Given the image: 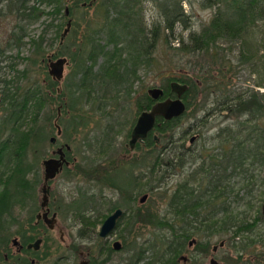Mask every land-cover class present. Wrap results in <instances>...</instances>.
Wrapping results in <instances>:
<instances>
[{
	"label": "trees",
	"instance_id": "1",
	"mask_svg": "<svg viewBox=\"0 0 264 264\" xmlns=\"http://www.w3.org/2000/svg\"><path fill=\"white\" fill-rule=\"evenodd\" d=\"M184 2L191 4L189 0H0V16L10 14L16 20L5 43H0V58L12 49H17L19 57L26 25L49 17L47 27L54 26L55 18L64 19L65 8L68 9L66 27L71 20L70 30L64 37L59 33L62 26L57 25L55 38L59 39V45L51 54L53 58L66 56L69 62L60 89L45 71L43 35L29 39L33 53L37 55L35 60L32 59V65L39 64L37 75L41 78L36 76L32 82L20 85L18 80L27 76V70L23 69L12 79L0 80L2 261L6 260L1 252H8V256L20 264L7 248L11 236H18L22 243H26L44 227L33 221L38 208L40 166L47 157L42 149L46 144L52 146L53 119L58 108L62 114L58 123L62 128L63 143L72 147V151L78 143L84 152L100 155L112 148L114 136L127 124L119 116L132 100L136 116L150 110L156 103L147 94L149 88L138 92L135 86L140 81L142 67L150 70L156 66L155 52L159 44L165 45V58L169 60L183 55H200L209 57L211 64H215L217 44L221 40L241 39L242 61H249L254 56L245 51L244 36L250 25L258 20L264 22V0H219L218 10L208 24L199 33L189 31L186 36L182 31L190 26V15L184 10ZM146 3H151L156 12L149 23L145 21ZM214 4L213 0L202 2L203 7ZM91 8L93 11L89 13ZM9 67L13 68V64ZM210 69L212 67H201L202 77L198 82L206 90H218L219 98L213 102L212 108L204 111V115L194 119L196 126L200 125L197 132L201 140L195 149H175L174 154L168 156L155 144L159 138L171 135L185 117L192 102L190 95L195 97L200 85L189 79L180 67L164 76L160 86L164 93L160 100L174 97L170 88L172 82L184 84L187 90L182 99L186 110L180 117L170 120L156 118L155 128L145 139V148L137 145L149 156L148 164L144 158L138 160L140 157H137L129 165L113 169L116 161L111 163L110 174L108 170L103 173L101 183L117 190L124 200L110 204L107 210L111 212L124 206L125 213L117 227L124 219L123 231L130 235L144 227L149 229V236L140 241V235H134L133 240L127 242L121 234L120 251H126L127 256L120 263L112 264H181L189 241L194 239V248L206 252L211 238L224 233L228 234L238 253L240 261L237 264L264 261V250L254 251L248 257L242 253L248 246H256L250 236L261 220L260 215L252 221H244L234 212L232 202L225 199L230 180L239 178L248 189L251 188L248 185H254L256 180L264 181V123L261 122L264 119V91H231L226 88L228 75L222 69L214 75L216 70ZM250 70L260 77L255 85L264 87V67L259 68L255 63ZM212 110L223 111L230 121L207 134L209 127L206 130L202 127L208 123L206 117ZM134 122H130L126 137H129ZM154 130L158 132L157 136L153 135ZM95 163L97 159L91 158L85 168L90 169ZM163 166L166 170L184 172L172 191L160 192L165 202L164 210L135 204L136 190L151 196L154 194V189L165 178ZM123 168L126 172H121ZM99 169L102 171L104 167ZM97 198L93 193L81 192L79 198L68 205V211L80 224L77 236L92 242L88 245V264H107L114 250L105 240L99 239L96 232L97 225L106 217L98 204L103 205L107 200L102 195L101 200ZM18 210L27 213L23 221L16 216ZM13 225L16 229L11 232ZM237 237L238 243L235 241ZM186 264H190L189 258Z\"/></svg>",
	"mask_w": 264,
	"mask_h": 264
},
{
	"label": "rangeland",
	"instance_id": "2",
	"mask_svg": "<svg viewBox=\"0 0 264 264\" xmlns=\"http://www.w3.org/2000/svg\"><path fill=\"white\" fill-rule=\"evenodd\" d=\"M189 1L191 4L184 2L183 5L184 10L190 15V26H188L187 30L182 31L184 36H186L189 31H195L196 33H199L202 27L208 24L210 19L216 14L218 10L217 2L219 0H213L215 1V4L209 7L202 6V2L204 0ZM220 7H222V4H220ZM144 8L145 21L149 23L156 15V12L153 10L151 3H146ZM92 11V8L89 9V13ZM49 22V17H42L39 20L26 25V36L23 38L24 44L21 45L18 52L19 57L17 56V49H12L6 51L5 55L0 58V80L12 79L13 76L17 74V71H22L23 69L27 70V76L22 80H18L20 85H26L28 82H32L36 76L41 78V75H37L39 73V64L37 66L32 65V59L35 60L37 55L33 53L34 50L32 45L29 43V39L37 38L38 36L43 35L44 40L42 47L44 49V56H50L59 45V39L55 38L57 25L60 24L62 26L59 33L62 34V37L64 36L66 15L64 19L61 18V20L59 18H55L53 20L54 26L47 27ZM15 23V18L10 14L0 16L1 44L5 43ZM178 33L180 32L178 31ZM244 41L247 43V49L245 48V51L247 53L254 54L251 60L242 61L243 58L241 51L243 46L241 48V39L231 41L221 40L217 44L216 53L218 54V57H216L215 64H211V59L209 57L200 55H183L169 60L165 58V55H167L165 51V45L159 44L155 52V57L157 59L156 66L150 70H148L147 67L141 68L139 72L140 81H138V84H136L135 88L138 92H145L146 89L150 87H160L164 76L167 75V73L178 71L180 67H183L189 79L196 80V82H198L202 77L201 67L203 66L206 69L208 66L212 67L210 70H216V72L214 71V75L217 74V70L219 69H222V72L228 75L229 79H227L228 85L226 88L229 90L231 89V91H245L246 89H253L258 92H263L264 87H257L255 85L256 81H258L260 77L256 73L251 72L250 66L256 63L259 68L264 67V22L258 20L254 24L250 25L246 35L244 36ZM10 64H13V68L9 67ZM44 65L46 68L45 71L47 72V66L45 62ZM67 73L68 67L65 66L64 78L66 77ZM62 81L60 86H62ZM199 84L200 85L198 86L199 88L197 89L195 97H192V94L190 95L192 102L190 108L186 112L185 117H183L174 127L171 135L168 134L166 138L161 137L155 143L156 148L164 151V153H167L166 155L168 156H172L175 149L193 150L199 145V142L201 141L197 132L198 129H200V125L196 126L197 123H195L194 119L204 115V111L213 107V102L219 98V91L216 89L206 90L203 85H201V83ZM208 92L209 94H207ZM129 104L130 105H128V107H126V109L119 116L120 119L127 124L123 127L121 133H118L114 136L112 148L106 153L99 155L96 152H84L83 149H81V146L79 147V144L77 143L71 154V157L75 159L71 167L74 169V164L78 165V173L73 174L72 176L69 175V178H66L65 174H59L50 183V193L47 199L49 206L52 209L51 211H56L55 223L53 228H49L47 224L42 222V219H40L41 221L39 220L44 227H41L39 230H37L38 233L36 238H40L42 241L40 243L39 250L35 254L33 253L31 255L32 258L35 259L34 264H82L83 261H88V245L92 244V242H89L86 239H80L77 236V229L80 224L68 211V205H70L73 200L78 199L81 192H87L88 194L93 193L95 197H98V200H101L100 197L102 195L104 200H107V202H105L103 205L99 203L98 207L100 211L105 213V216H107L111 213L107 211L110 204L117 202L120 203L124 200L120 197L117 190H114L101 183L100 180L101 177L104 176L103 173L108 170V173L110 174L111 163L113 164V162L116 161L119 166L122 165V167H125L126 165H129V162L137 157H140L138 160L144 158L146 164H148L149 156H146L144 151H141L140 148H137L134 149V151L130 154V149L127 145L130 139L129 137H126L127 129H129L130 122L133 120L136 122V118L138 117V115L136 116L135 114L136 109L133 100ZM54 109V112L56 113V107ZM226 116V113L223 111L218 112L216 110H212V113L207 115L206 118L208 119V123L202 127V130H206L205 128L209 127L207 134L212 133L211 131H214L219 126L226 124L228 120L230 121V119ZM261 122L263 124L264 119H262ZM54 135H56V131H54ZM153 135L157 136L158 132L154 130ZM191 139H193V141H191ZM59 141L61 143L63 142L61 137H59ZM52 149L53 147L46 144L44 145L42 151L46 153V156L48 157L51 154ZM84 157L87 158L85 159L87 163L85 162ZM91 158L97 159V163L92 165L90 169H94L97 166H103L104 169L101 172L89 173L87 171L89 169H86L85 167H87L86 165H88ZM162 168L165 178L163 181H161V183H159V187L154 189V194L152 196L151 194H148L146 201L140 203L139 199L146 192L138 193L136 190L135 204L143 206L145 205L146 207L152 206L158 208L160 211L164 210L165 202L164 199H161L160 192L165 190L172 191L175 184L180 180L184 172H181L180 170L174 171L173 169L166 170L165 166ZM125 169L126 168H123V171L121 172H126ZM141 170H143V168ZM42 173L43 165L41 164V183L38 186L36 201L38 208L35 211V216L41 213L40 203L43 199V193L41 191L43 184ZM262 176H264V173ZM232 181L233 180H230L231 185L229 186V190L226 192L225 199L229 202H232L234 212L237 213L239 218L244 221H252L257 215H260L261 218V220L257 222L256 227L250 236L256 241V246H248V248L242 252L245 257H248L254 251L264 250V218L261 214V205L264 200V181L256 180L254 185H248L251 187V190L245 187L239 178H236L233 182ZM152 184L157 186L156 182H153ZM121 208L124 209V206H121ZM26 214L27 213L25 211H16V216L18 217L19 221H23L27 217ZM35 220L33 223H35ZM124 222L125 221L123 219L120 225L109 237L105 239H99L105 240V243L110 244V246H112L114 241H119L122 246L123 239L121 234L126 237L127 242H131L133 240V236L136 234L140 235L138 241L149 236V229L146 227L132 232L131 235L126 233V231H123ZM99 227L100 225H97L96 232L99 230ZM15 229L16 227L13 225L11 226L10 231L14 232ZM13 237L15 236L10 237L7 247L11 250L10 254H13L14 252V247L11 245V239ZM221 241H223V245L219 246ZM235 241L238 243L239 238H235ZM213 246H217V249L214 252L212 251ZM207 249L208 250L206 252H202L196 250L194 245L191 247L187 246L185 252L183 253V256H186V260L183 262L181 259L180 263L186 264V261L189 258L190 264H208L211 257H214L219 262H225L227 264H237L240 261L237 258L238 253L234 248L232 240L228 238V234L224 233V235L214 236L211 238L209 248ZM36 255H38V257ZM126 256V251L124 252L120 250H114V253L111 254V261L107 264L120 263L122 260H125ZM13 262L15 264L18 263L10 256H8V260L6 261H2V259H0V264H13ZM260 264H264V261L262 260Z\"/></svg>",
	"mask_w": 264,
	"mask_h": 264
},
{
	"label": "water",
	"instance_id": "3",
	"mask_svg": "<svg viewBox=\"0 0 264 264\" xmlns=\"http://www.w3.org/2000/svg\"><path fill=\"white\" fill-rule=\"evenodd\" d=\"M95 1V0H93ZM91 4V3H90ZM65 15H68V9L65 8ZM67 26H70V20L67 23ZM66 32V29L65 31ZM65 34V33H64ZM51 57V56H48ZM67 64V59L66 57H58L55 60L50 61L49 67L47 69V72L49 75L53 77L58 83L62 81L63 75H64V67ZM171 90L175 94L174 97H167L162 100L161 97L163 96V89L160 87H151L147 90V94L150 98L156 101V103L151 107L150 110H145L140 113L138 116L135 126L132 130L131 133V138L129 140V145L132 148L136 142H142L144 138L148 135L149 132L152 131V129L156 125V118L157 117H162L163 121L170 120L173 118L180 117L186 110V105L182 99L183 93L187 90V86L184 84H179L176 82H172L170 85ZM56 129H57V135L60 134L61 130L60 127L56 124ZM55 137L51 138V141H53ZM193 139H191L192 141ZM61 159L62 157L57 160L54 158L46 159L43 163L44 165V182L42 185V193H43V199L41 202V206H45L47 203L46 199V182L53 178L56 169L58 167H61ZM63 160V159H62ZM148 194H143L142 197L139 199L140 203L145 202L147 199ZM46 214L47 212L44 213L43 217L45 220V223L48 225L49 228H53L52 220L55 217V214L52 216L50 220L46 219ZM124 211L122 208L118 207L114 209L110 214H108L105 219L102 221L99 230L97 231V236L101 239H105L109 237L117 228V224L121 217L123 216ZM261 214L264 218V200L261 205ZM40 217L38 216V219ZM14 243L17 242L16 238H13L12 240ZM195 240L189 241V246H191ZM41 243V239L37 238L33 244L30 246L38 249ZM223 245V241L219 243V246ZM112 247L114 250H120L121 244L119 241H114L112 244ZM217 246H213L212 251H216ZM182 260H186V256L182 257ZM208 264H227L225 262H219L217 261L214 257H211Z\"/></svg>",
	"mask_w": 264,
	"mask_h": 264
},
{
	"label": "flooded vegetation",
	"instance_id": "4",
	"mask_svg": "<svg viewBox=\"0 0 264 264\" xmlns=\"http://www.w3.org/2000/svg\"><path fill=\"white\" fill-rule=\"evenodd\" d=\"M68 23V22H67ZM70 27H71V20H70V26L68 27H65L66 28V32H65V34H64V36L67 34V32L70 30ZM63 36V37H64ZM51 56V55H50ZM64 57H66V56H64ZM56 58H58V57H55V58H53L52 56L51 57H46V62H45V64H46V66H47V69H48V67H49V64H50V61H52V60H55ZM67 59V58H66ZM68 64H69V62H68V59H67V64H66V66L68 67ZM48 73V72H47ZM49 75V74H48ZM49 77L53 80V81H56L55 79H53V77L51 76V75H49ZM64 79V75H63V78H62V80ZM57 83H58V81H56ZM61 83V82H60ZM60 83H58V89H60ZM175 95V94H174ZM61 109L60 108H58V110H57V115H56V117L53 119V123H54V126H55V131H56V135H54L53 137H55V139L53 140V141H51V138H50V143L52 144V146L51 147H53V149H52V152H51V154L47 157V158H45L44 160H42V162H41V164L43 165V163H44V161L46 160V159H50V158H54V159H57V160H59L61 157H62V159H61V167H58V169H56V173H55V175H54V177L53 178H51V179H49L47 182H46V188H47V191H46V193H45V195H46V199L49 197V193H50V183L52 182V180L53 179H55L56 178V176L57 175H59V174H65L66 175V178H69V175L70 176H72L73 174H77L78 173V171H79V166L78 165H76V164H74V169H72V167H71V165L73 164V162H74V158H72L71 157V154H72V147H70L69 145H67L66 143H61L60 141H59V137H61V134H62V128H61V126L59 125V123H58V120H59V118L61 117ZM139 116V115H138ZM138 118V117H137ZM137 118H136V120H137ZM135 123L136 122H134V124H133V126H132V128H131V130H130V134H129V138H131V133H132V130H133V128H134V126H135ZM56 124L60 127V130H61V132H60V134L59 135H57V129H56ZM148 135H149V133H148ZM148 135L146 136V137H148ZM145 139L146 138H144V140L142 141V142H136V144L131 148L130 147V145H129V141H128V147H129V149H130V154L134 151V149H137V145L139 144L140 145V147H144L145 148V146H144V144H145ZM130 140V139H129ZM193 141V140H192ZM130 154H129V156H130ZM135 156V155H134ZM121 166V165H120ZM119 166V164H116V166H114V168L113 169H115V168H119L120 167ZM100 167V166H99ZM99 167H96V169H97V171H95V172H101V170L99 169ZM86 171V170H85ZM89 173H91V171H90V169L89 170H87ZM111 172V171H110ZM44 165H43V173H42V177H43V182H44ZM43 185V184H42ZM41 191H42V187H41ZM148 198V197H147ZM146 201V200H145ZM120 207V206H119ZM116 208H118V207H116ZM116 208H114V209H116ZM121 208V207H120ZM40 209H41V213H39V214H37L36 216H35V223H38V222H40L41 220L40 219H42V222H44L45 223V220H44V217H43V215H44V213L45 212H47V214H46V219H48V220H50L51 218H52V216L55 214V216H56V211H51L52 209H51V207L49 206V202H48V199H47V203H46V205L43 207V206H41V203H40ZM113 209V210H114ZM123 209V208H122ZM112 210V211H113ZM111 211V212H112ZM123 211H124V213H125V208L123 209ZM124 215V214H123ZM38 216L40 217L39 219H38ZM123 217V216H122ZM121 217V218H122ZM40 220V221H39ZM120 221V220H119ZM52 222V224H53V226H54V223H55V217H54V219L51 221ZM46 224V223H45ZM101 225V224H100ZM118 225V224H117ZM13 238H16L17 239V242L16 243H14L12 240H13ZM12 239H11V245L14 247V252H13V255H16V259H19L20 260V264H34L35 263V259L34 258H32V254L33 253H36L38 250H39V248H40V246H39V248L38 249H36V248H34V247H32V246H30L31 244H33L34 243V241L37 239L36 237L33 239V240H29L28 242H26V243H22L21 242V240H20V238L17 236H15V237H13ZM41 241H42V239H41ZM195 244V242L191 245V246H193ZM187 246L188 247H191V246H189V242H188V244H187ZM113 248V247H112ZM9 250V252L11 251L10 249H8ZM114 250V249H113ZM8 252H1V255L3 256V258L5 259V260H8V254H7ZM28 254V255H27ZM183 257V256H182ZM21 259H22V261L23 262H21ZM182 259V258H181ZM188 260V259H187ZM19 262V261H18ZM187 262V261H186ZM13 264H15L14 262H13ZM82 264H88V261H83L82 262Z\"/></svg>",
	"mask_w": 264,
	"mask_h": 264
},
{
	"label": "bare ground",
	"instance_id": "5",
	"mask_svg": "<svg viewBox=\"0 0 264 264\" xmlns=\"http://www.w3.org/2000/svg\"><path fill=\"white\" fill-rule=\"evenodd\" d=\"M155 128V127H154ZM149 135H150V132H149ZM146 138H148V137H146ZM156 138V137H155ZM192 144V143H191ZM116 252V251H115ZM118 252V251H117ZM183 262H185V261H183Z\"/></svg>",
	"mask_w": 264,
	"mask_h": 264
}]
</instances>
